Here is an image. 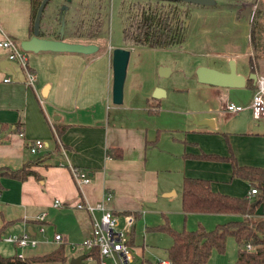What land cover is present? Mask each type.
<instances>
[{"label":"crops","instance_id":"0c3cea01","mask_svg":"<svg viewBox=\"0 0 264 264\" xmlns=\"http://www.w3.org/2000/svg\"><path fill=\"white\" fill-rule=\"evenodd\" d=\"M32 8L31 0H0V40L10 37L21 42L30 38ZM59 38L71 41L66 36ZM252 45L249 40L246 52L236 47L220 52L225 66L201 63L229 70L228 61L234 58L237 71L246 76V85L222 87L198 82L196 113L200 116H195V123L197 131L212 139L207 141L201 136L185 140L184 165L188 170L183 180L210 179L213 190L235 196L249 194L253 188L249 180L233 177L230 162L203 160L202 155H229L231 150L239 164L264 167V117H254L248 109L236 113L221 111L226 101L239 97L241 89L248 91V98L234 102L248 104L252 99L255 82L247 85L252 71L250 60L254 57ZM119 46L126 45L110 43L90 54L29 52L27 69L15 65L13 71L0 65V168L17 169L36 160L30 168L39 175L31 174L23 180L0 175V254L29 258L62 247L64 260L33 264H71L72 257L83 254L84 264H100L99 255H93L96 249L88 251L81 246L84 237L91 233L92 217L87 209L73 205L77 200L92 205L104 202L120 219L126 214L138 218L146 201L158 198L161 192L164 196L177 194L161 183L154 162L150 163L147 157L153 141L150 129L155 134L153 115L160 113V99L166 91L163 96L154 97V85L146 83V71L142 72V66L134 62L127 67L125 104L124 98L121 104H115L112 51ZM240 57L247 58L249 68L239 67ZM6 58L7 53L0 49V62ZM27 70L36 74L34 83H28ZM46 86L49 87L44 95ZM37 138L47 145L32 153L29 143ZM218 141L220 145L215 144ZM73 166L88 172L91 181L78 185L71 171ZM238 179L246 184V191L242 184L240 190L232 188ZM55 199L66 204L54 206ZM261 206L258 211L264 216V202ZM42 213L44 220L38 218ZM182 213L184 219L190 214L214 216L215 226L241 218L226 213H185L183 208ZM101 214L100 209L94 211L98 218ZM164 222L165 217L160 224ZM42 226L44 231L40 230ZM27 232L38 240L35 247L22 249L5 240L8 234ZM56 233L62 234V241L55 240Z\"/></svg>","mask_w":264,"mask_h":264},{"label":"rangeland","instance_id":"374dc122","mask_svg":"<svg viewBox=\"0 0 264 264\" xmlns=\"http://www.w3.org/2000/svg\"><path fill=\"white\" fill-rule=\"evenodd\" d=\"M140 1L145 0H49L41 17L40 32L46 38L66 36L73 42L95 43L101 47L110 43L126 45L125 48L130 51L128 67L134 62L142 66L140 70L146 71V83L154 85L152 95L157 87L166 91L160 99V113L153 115L151 125L155 128V134L150 129L153 141L147 157L150 163L154 162L161 183L177 194L164 196V192H161L158 198L146 201L141 216L133 218L132 226L125 230L128 239L134 238V244L132 242L130 245L134 257L132 264H157L162 259H168L167 248L173 243L171 235L154 229V226L164 221V217L178 230L184 226L191 229L198 222L207 229L215 226L214 216L211 215L201 217L190 214L184 219L181 206L183 176L188 170L184 165L187 152L185 140L198 139L206 134L197 131L195 123V116H200L196 113L200 96L196 69L203 65L201 63L225 66L220 52L234 47L246 52L248 42L252 40V62L257 67V73L264 75V0H215L216 3L210 5L190 4L188 37L183 46L177 48L130 46L125 42L123 28L126 13L132 4ZM62 4L67 6L63 7ZM247 7H251V10L245 14ZM94 24H99L100 35L91 37L88 30ZM17 42L20 43L19 40ZM238 63L239 67H250L246 57L238 58ZM161 67H168L170 72L161 75ZM125 82L123 104L128 91V79ZM241 90L239 97L233 96L232 100L248 98V91ZM205 138L207 141L212 139ZM215 144L221 143L218 141ZM1 171L5 170L0 168ZM238 180L232 188L240 190L242 184L246 191V184ZM120 217L123 227L126 217ZM237 255V241L232 234H228L225 252L215 250L211 264H236ZM108 264H114L112 259L108 260Z\"/></svg>","mask_w":264,"mask_h":264},{"label":"trees","instance_id":"16d2710c","mask_svg":"<svg viewBox=\"0 0 264 264\" xmlns=\"http://www.w3.org/2000/svg\"><path fill=\"white\" fill-rule=\"evenodd\" d=\"M32 14L30 29L41 0H31ZM192 5L175 0H145L132 4L126 13L123 38L131 45L149 47L177 48L183 46L188 37ZM88 35H100L99 24L91 25ZM251 74L256 72L250 60ZM250 74V75H251ZM256 81L249 77L248 86ZM60 131V130H59ZM204 158L228 161L232 166V176L249 180L259 193L251 196H235L215 191L211 180L199 177H185L182 185V208L185 213H226L236 214L241 218L217 224L207 229L199 224L195 229L177 230L168 219L154 229L164 231L172 236L173 243L167 248L171 264H211L214 250L223 253L226 250L228 234L236 239L239 249L236 264H264V216L258 211L264 202V167L242 165L230 150L229 155L203 154ZM37 161L25 162L20 168H5L0 175L17 179H26L29 175H39L30 167ZM133 237L130 238V243ZM246 244L254 246L246 248ZM95 250L93 255H97ZM62 247L40 256L29 258L5 256L0 254V264H33L35 261L64 260Z\"/></svg>","mask_w":264,"mask_h":264},{"label":"built area","instance_id":"2783aa9c","mask_svg":"<svg viewBox=\"0 0 264 264\" xmlns=\"http://www.w3.org/2000/svg\"><path fill=\"white\" fill-rule=\"evenodd\" d=\"M0 49L7 53V57L10 60L16 62L23 68H28V54L29 52L21 47V44L17 40L4 37L0 40ZM28 83H34L36 79V74L27 70ZM5 80H10V78H5ZM250 110L252 115L257 118L264 117V75L257 73L256 77V87L253 92L251 101L248 104L237 103L231 100L225 102L224 106L221 108L222 112L226 113H236L244 110ZM47 143L40 138L34 139L29 143V150L32 153L39 152L45 148ZM73 177L78 185H84L91 181V176L85 170L72 167L71 168ZM259 193L256 187H253L249 191V195L254 196ZM66 203L61 199H55L54 206H63ZM67 205H72L71 202H67ZM74 206L79 208H85L91 213L92 217V230L89 235L84 237L81 242V246L86 248L88 251L96 249L99 255V263L106 264L109 258L114 260L115 264H132L134 263V257L130 248V238L125 236V230L127 227L132 226L133 216L125 215L126 224L121 227L119 220V215L114 211L105 207L104 202H100L96 205L90 203H84L81 200H77ZM96 209L102 210L101 216L98 218L94 215ZM40 220L45 219V213L38 216ZM44 231V227L40 228ZM55 240L58 242L63 240L62 234H54ZM5 240L13 243L19 248L35 247L38 240L34 238L29 232L25 234H8ZM254 246L251 244H246V248L252 249ZM19 257H22L20 254ZM157 264H171L169 259H162Z\"/></svg>","mask_w":264,"mask_h":264},{"label":"water","instance_id":"95a60500","mask_svg":"<svg viewBox=\"0 0 264 264\" xmlns=\"http://www.w3.org/2000/svg\"><path fill=\"white\" fill-rule=\"evenodd\" d=\"M49 0H41L33 22V33L30 38L24 39L20 42L21 47L28 52L53 51V52H75L90 54L99 49V45L95 43L73 42L62 38H46L41 36V17L43 10ZM70 1V0H67ZM183 1L190 4L210 5L215 0H175ZM65 4L63 7H66ZM251 7H247L245 14H248ZM63 33V30H62ZM130 58V51L125 47H115L112 51V69H113V87L112 98L115 104H121L124 98V84L127 75V67ZM3 68H10L15 70L16 62L8 58L0 62ZM229 70H222L215 67L201 65L196 69V75L199 82L212 84L222 87H244L246 85V76L237 71L236 60L231 58L228 61ZM170 69L168 67H161L160 74L167 75ZM256 81L257 74H251ZM49 86L43 90V94L47 93ZM165 94V90L157 87L153 93L154 97H161ZM86 256L79 255L72 257L71 264H84L83 260Z\"/></svg>","mask_w":264,"mask_h":264},{"label":"flooded vegetation","instance_id":"af4514ba","mask_svg":"<svg viewBox=\"0 0 264 264\" xmlns=\"http://www.w3.org/2000/svg\"><path fill=\"white\" fill-rule=\"evenodd\" d=\"M63 6L65 5V4H62Z\"/></svg>","mask_w":264,"mask_h":264}]
</instances>
